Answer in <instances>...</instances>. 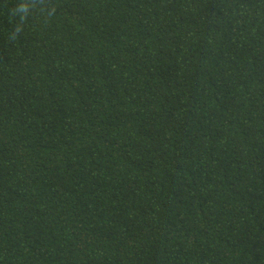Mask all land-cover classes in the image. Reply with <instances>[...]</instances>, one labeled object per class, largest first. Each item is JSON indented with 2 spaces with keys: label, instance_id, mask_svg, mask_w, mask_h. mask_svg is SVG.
Returning <instances> with one entry per match:
<instances>
[{
  "label": "trees",
  "instance_id": "obj_1",
  "mask_svg": "<svg viewBox=\"0 0 264 264\" xmlns=\"http://www.w3.org/2000/svg\"><path fill=\"white\" fill-rule=\"evenodd\" d=\"M0 264H264V0H0Z\"/></svg>",
  "mask_w": 264,
  "mask_h": 264
},
{
  "label": "clouds",
  "instance_id": "obj_2",
  "mask_svg": "<svg viewBox=\"0 0 264 264\" xmlns=\"http://www.w3.org/2000/svg\"><path fill=\"white\" fill-rule=\"evenodd\" d=\"M26 9H27V5H25V4H20L18 7H17V9H16V11L17 12H21V13H25L26 14ZM25 19V16L24 15H22L21 16V20L23 21ZM19 29H17V31H18Z\"/></svg>",
  "mask_w": 264,
  "mask_h": 264
}]
</instances>
